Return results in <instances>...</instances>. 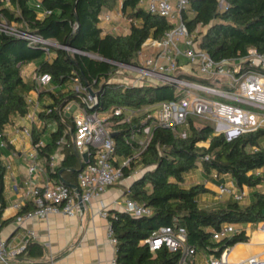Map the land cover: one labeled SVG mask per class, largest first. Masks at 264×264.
<instances>
[{
  "label": "trees",
  "instance_id": "trees-1",
  "mask_svg": "<svg viewBox=\"0 0 264 264\" xmlns=\"http://www.w3.org/2000/svg\"><path fill=\"white\" fill-rule=\"evenodd\" d=\"M115 1L44 0L43 4L51 14L40 19L27 0H12L19 6L22 17H15L10 10H6V15L16 20L26 19L32 32L60 45L72 46L109 61L132 63L147 39H163L171 25L164 18L146 12L139 4L140 0H124L121 13L132 21L130 33H104L99 27L100 13L104 7L112 8ZM188 11L190 14L185 15L187 27L190 31L200 28V47L214 60L235 59L244 56L251 48L264 53V0H192ZM54 51L55 57L48 61L40 46L29 47L22 39L0 38V134L14 117L28 112L26 95L34 89V84L23 78L20 65L37 59L39 71L49 73L59 86L66 84L73 72L82 81L85 78L87 83H84L99 91L98 111L122 106L141 109L130 122L119 123L120 119L115 117L107 122L117 147L113 164L119 166L123 159L131 158V166L125 168V178L140 167L144 169L130 186L129 197L152 210V215L141 217H134L126 211L110 213L109 221L117 239L115 258L118 264H177L180 253H172L167 248L152 253L148 246L141 245L142 240L158 227L171 225L174 220L187 229V244L198 252L222 251L249 241L242 230L230 239L216 243L211 240L209 229H219L225 223L241 226L264 222V193L257 192L255 201L247 206L232 199L207 209L200 206V198L209 191L208 188L205 184L187 187L185 177L198 169L202 162L206 176L212 172L220 176L228 174L238 187H256L261 177L256 178L253 172L264 167V149L250 153L249 148L260 144L264 130L226 141L223 133H215L211 122L192 117L186 139L173 130L156 127L152 141L143 149L140 140L144 136V127L151 121L143 108L177 98L175 86L144 84L131 87L111 82V76L117 71L113 64L89 56L68 54L59 48ZM53 98L54 103L45 107L52 110L49 116L53 120L59 118L58 109L65 102L79 99L74 94L66 95L60 91ZM72 121L67 118L66 124H59L58 130L41 148L40 156L47 165L58 150L63 153L60 166L55 173L49 172V177L54 181L64 179L73 185L78 184L81 154L74 147L71 132L67 133L63 144H58ZM4 152L0 147V233L12 220L3 219L6 166L1 156ZM207 155L209 159L202 160ZM33 209L34 205L28 202L23 211ZM43 253L44 249L32 242L24 256L39 258Z\"/></svg>",
  "mask_w": 264,
  "mask_h": 264
},
{
  "label": "built area",
  "instance_id": "built-area-1",
  "mask_svg": "<svg viewBox=\"0 0 264 264\" xmlns=\"http://www.w3.org/2000/svg\"><path fill=\"white\" fill-rule=\"evenodd\" d=\"M27 1L37 11L38 18L44 19L50 16L51 11L45 8L44 0ZM191 1L140 0L139 4L146 12L164 18L171 25V29L161 40L147 39L132 63L109 61L78 48L45 39L31 31L26 19L16 20L6 15V10H10L15 17L21 16L19 6L13 4L12 0H0V38L22 39L29 47L40 46L48 61H52L55 57L54 48L62 49L68 54L106 61L116 66L117 71L123 74L122 77L127 81L120 84L126 86L138 87L147 84L173 85L178 88L180 93L177 98L143 108L149 114L148 119H151L144 127V136L140 140L143 149L152 141L156 127L173 130L181 138L186 139L191 130L192 117L211 122L215 133H223L226 141H233L243 134L264 130V53L251 48L244 56L235 59L214 60L200 47L198 40L200 28L190 31L187 27L185 15L190 14L188 10ZM117 16L131 25L132 21L121 11ZM112 20V13L104 14L100 19L102 22ZM22 65H20L21 74L24 79L34 84V89L26 95L29 109L24 117L27 124L16 126L15 132L30 138L33 152L29 157L28 179L24 186L17 183L12 185L13 191L19 196L12 202L11 208L17 212L20 225L33 217L48 218L51 214L57 213L74 217L100 193L125 178V168L131 166V158L123 159L119 166L113 164L117 147L107 122L113 117L120 119L119 123L130 122L141 109L122 106L105 111L103 115L96 110V105L99 104V91L95 90L93 85L84 83L77 73L73 72L68 82L59 86L52 81L49 73L40 72L38 68L28 73ZM60 88L66 95L74 94L79 99L72 98L65 102L58 109L59 118L53 120L49 116L52 110L41 107L39 96L42 93L54 95ZM92 91L95 94H92ZM41 114L45 116L42 117ZM67 118L73 121L58 144H63L67 133L71 132L74 147L81 154V161L85 153L88 154L89 159L77 174L82 204L75 190L62 179L54 181L49 177V172L55 173L60 166L63 154L58 150L50 157L47 165L40 156L41 148L46 145V138L58 130L60 123L66 124ZM3 136L4 132L0 134V138ZM4 146H6L5 141L0 144V147ZM261 149H264V144L260 142L259 145L249 148V152L256 153ZM12 156H15V153ZM208 159L207 155L202 160ZM5 166L6 170L11 168L9 163ZM199 167L203 169L202 162L199 163ZM40 176H46V180L45 184L39 186L37 179ZM212 177L220 179V175L216 172H212ZM260 188L264 193V184ZM216 194L220 200L224 196H230L238 203L248 196L245 186L238 187L226 182L218 185ZM28 202L34 205V209L23 211ZM125 203L126 212L134 217L152 215L150 208L140 205L131 198L126 199ZM101 214L106 218L109 215L106 211H102ZM260 227L264 232V222ZM242 230L231 223H225L219 229H209L211 240L216 243L230 239ZM107 231L109 242L115 247L117 239L111 223ZM35 238L36 232L32 229H25L18 242L10 241L1 232L0 264H21L20 258L24 256ZM187 242V229L174 220L171 225L158 227L149 237L142 240L141 245L148 246L152 253L162 248H167L172 253H180L177 264H196L195 258L199 252ZM231 249L232 247H226L222 251L204 252V264H264L262 255L234 260L231 257ZM35 264H52V259ZM111 264H118L116 258L112 259Z\"/></svg>",
  "mask_w": 264,
  "mask_h": 264
},
{
  "label": "crops",
  "instance_id": "crops-1",
  "mask_svg": "<svg viewBox=\"0 0 264 264\" xmlns=\"http://www.w3.org/2000/svg\"><path fill=\"white\" fill-rule=\"evenodd\" d=\"M123 1L116 0L112 8H103L105 14L112 13L113 16L111 22L100 21L99 27L106 29H104V33L113 35L130 33V25L127 29H121L123 20L117 16V13L121 11ZM103 15L100 14V19L103 18ZM22 66L28 73L39 67L38 61L36 64L32 61ZM59 91L62 92V88L58 89L54 95H57ZM52 95L40 94L41 107L45 108L54 103L55 98ZM26 124L27 120L24 116L14 117L12 122L5 127L3 138H0V144L3 141L6 142V146L3 147L5 152L2 154L1 159L4 165L11 164V168L6 170L5 175L4 198L6 208L4 209L3 219L12 220L2 229V234L10 241L18 242L25 229H32L36 232V238L32 242L42 247L44 253L39 258L23 256L20 258L21 264H35L49 259H52V264H111L116 255V248L110 244L108 239L109 215L113 211H126L125 201L130 198L128 195L130 186L140 177V171L124 178L122 182L108 187L74 217L57 213L51 214L48 218L33 217L20 225L17 220V212L11 208L12 202L17 200L19 196L13 191L12 185L17 183L22 187L24 186L28 179L27 165L33 149L30 138L17 134L15 127ZM261 143L264 144V138ZM14 153L15 156H12ZM253 174L256 178L261 177V182L256 187L245 186L248 196L240 203L244 206L255 201L257 192L263 193L260 187L264 184V167L257 169ZM185 178L187 187L194 184H205L208 188L209 191L200 198V206L203 208H215L227 200H232L230 196H224L220 200L216 194L218 185L224 182L236 185L233 178L228 174H223L219 177L220 179H215L212 177V173L206 176L203 169L198 167L195 171L187 174ZM45 180L46 176L38 177V185L45 184ZM102 211L109 214L107 218L101 214ZM261 223L236 225L238 228L245 230L249 241L238 243L232 247L231 257L234 260L259 255L264 257V232L261 230ZM204 260V252H199L195 258L196 264H204Z\"/></svg>",
  "mask_w": 264,
  "mask_h": 264
},
{
  "label": "rangeland",
  "instance_id": "rangeland-1",
  "mask_svg": "<svg viewBox=\"0 0 264 264\" xmlns=\"http://www.w3.org/2000/svg\"><path fill=\"white\" fill-rule=\"evenodd\" d=\"M104 12H105V10L103 9V11H102L100 14L103 15V14H105ZM128 27H129V24H128L126 21H122V23H121V29L124 30V29H127ZM44 57H45V56H44ZM37 61H38V59L34 61V64H36ZM122 76H123V74H122L121 72L116 71L115 74L111 76L110 80H111V82H115V83L126 82L127 80H125ZM174 92H175L176 95H178V94L180 93V90H179L178 88L175 87V88H174ZM155 104H157V102H155ZM100 113L103 114L102 111H100ZM103 115H104V114H103ZM140 169H141V170H140ZM136 170H137V171H140V172H139V174H140V173L143 172L144 169H142V168L140 167V168H138V169H136ZM137 171H135V172H137ZM135 172H134V173H135ZM134 173H132V175H134Z\"/></svg>",
  "mask_w": 264,
  "mask_h": 264
},
{
  "label": "water",
  "instance_id": "water-1",
  "mask_svg": "<svg viewBox=\"0 0 264 264\" xmlns=\"http://www.w3.org/2000/svg\"><path fill=\"white\" fill-rule=\"evenodd\" d=\"M84 81L87 83V81H86V79L84 78ZM92 94H95L93 91H92ZM98 105H96V107H97ZM89 162V159H88V154L87 153H85L84 155H83V160L81 161V169L87 164ZM62 181L63 182H65L67 185H69L72 189H74L75 190V192L77 193V196H78V198H79V201L81 202V204H82V198H81V192H80V189H79V187H78V185L77 184H70L68 181H66V180H64V179H62ZM82 210H83V208H82Z\"/></svg>",
  "mask_w": 264,
  "mask_h": 264
}]
</instances>
